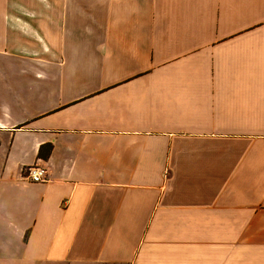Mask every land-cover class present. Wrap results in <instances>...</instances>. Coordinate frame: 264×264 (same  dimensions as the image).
Returning <instances> with one entry per match:
<instances>
[{"label": "crops", "instance_id": "crops-1", "mask_svg": "<svg viewBox=\"0 0 264 264\" xmlns=\"http://www.w3.org/2000/svg\"><path fill=\"white\" fill-rule=\"evenodd\" d=\"M0 264H264V0H0Z\"/></svg>", "mask_w": 264, "mask_h": 264}, {"label": "built area", "instance_id": "built-area-1", "mask_svg": "<svg viewBox=\"0 0 264 264\" xmlns=\"http://www.w3.org/2000/svg\"><path fill=\"white\" fill-rule=\"evenodd\" d=\"M23 177L31 182H43L47 179L46 168L36 164L29 166L23 174Z\"/></svg>", "mask_w": 264, "mask_h": 264}]
</instances>
